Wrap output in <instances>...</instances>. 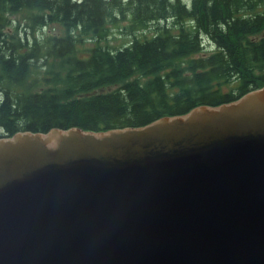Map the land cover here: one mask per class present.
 Listing matches in <instances>:
<instances>
[{
	"label": "water",
	"instance_id": "obj_1",
	"mask_svg": "<svg viewBox=\"0 0 264 264\" xmlns=\"http://www.w3.org/2000/svg\"><path fill=\"white\" fill-rule=\"evenodd\" d=\"M0 264H264V86L0 138Z\"/></svg>",
	"mask_w": 264,
	"mask_h": 264
},
{
	"label": "trees",
	"instance_id": "obj_2",
	"mask_svg": "<svg viewBox=\"0 0 264 264\" xmlns=\"http://www.w3.org/2000/svg\"><path fill=\"white\" fill-rule=\"evenodd\" d=\"M263 84L264 0H0V137L141 126Z\"/></svg>",
	"mask_w": 264,
	"mask_h": 264
},
{
	"label": "rangeland",
	"instance_id": "obj_3",
	"mask_svg": "<svg viewBox=\"0 0 264 264\" xmlns=\"http://www.w3.org/2000/svg\"><path fill=\"white\" fill-rule=\"evenodd\" d=\"M11 19L15 21V24L19 22V26L22 27V25H25L26 22L24 21V17H22L21 14H14L11 15ZM127 24V21L120 22L117 26H112L110 29L109 38H107L106 43L113 46L122 45L123 43L127 42L131 37L127 35L124 31L125 29L121 27L125 26ZM24 28H27L25 26ZM55 29L56 31L59 30V27L57 25H50L48 28H46L45 31L41 30V33L51 31ZM28 36H32L29 32L27 33ZM87 44H90V42H87Z\"/></svg>",
	"mask_w": 264,
	"mask_h": 264
},
{
	"label": "bare ground",
	"instance_id": "obj_4",
	"mask_svg": "<svg viewBox=\"0 0 264 264\" xmlns=\"http://www.w3.org/2000/svg\"><path fill=\"white\" fill-rule=\"evenodd\" d=\"M122 16V15H121ZM131 25V24H130ZM181 25V24H180ZM154 27V26H153ZM132 37V36H131ZM109 45V44H108ZM110 46V45H109ZM207 51V50H206ZM170 86V85H169Z\"/></svg>",
	"mask_w": 264,
	"mask_h": 264
}]
</instances>
